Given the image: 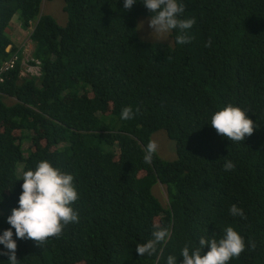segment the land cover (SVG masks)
<instances>
[{
    "label": "trees",
    "instance_id": "trees-1",
    "mask_svg": "<svg viewBox=\"0 0 264 264\" xmlns=\"http://www.w3.org/2000/svg\"><path fill=\"white\" fill-rule=\"evenodd\" d=\"M41 2L0 0V64L9 44L19 55L0 84V233L23 172L41 160L74 176L79 220L42 243L17 239L20 264H166L169 255L180 264L186 244L218 240L228 226L246 244L230 264H264V0H182L181 18L194 20L183 45L175 30L168 43L140 37L139 17L151 16L142 0L131 9L124 0H63V25L41 13ZM14 15L32 27L38 77L20 63ZM229 103L256 124L240 142L210 126ZM125 106L133 117L121 120ZM159 130L176 156L157 152L147 164ZM157 183L166 207L152 191ZM233 204L243 217L230 215ZM157 227L169 230L167 240L140 256L137 244ZM5 251L0 245V264H8Z\"/></svg>",
    "mask_w": 264,
    "mask_h": 264
},
{
    "label": "clouds",
    "instance_id": "clouds-1",
    "mask_svg": "<svg viewBox=\"0 0 264 264\" xmlns=\"http://www.w3.org/2000/svg\"><path fill=\"white\" fill-rule=\"evenodd\" d=\"M137 2L138 0H124L123 6L125 9H131ZM142 2L151 13L148 26L152 29L154 38L158 40V37L175 30L178 33L175 37L176 44L183 45L189 42L187 30L193 27L194 20L181 18L185 11L182 0H142ZM29 28H31V32L32 27ZM15 45L20 49V63L24 71L31 76L38 77L41 73L40 63L37 59H33L32 51L27 50L22 53L21 47L17 45L16 41ZM7 48H9L8 51ZM5 50L10 52L9 56L16 52L12 51L10 44ZM23 59H25V63L36 65L39 69L38 74L29 72L25 63H22ZM132 117L131 106L121 109V120H128ZM210 126L216 130L218 135L235 142L243 141L246 136H251L256 129V124L246 115V111L231 103L223 106L211 116ZM158 147L155 140L149 141L144 154L145 163L152 162ZM234 167V163L230 160L224 164L225 171H231ZM20 180H23V183L17 202L18 206L13 208L7 217L10 227L0 233V245L6 250L2 254L9 257L8 264H20L16 255L17 239L27 238L42 243L49 237L59 236L66 225L79 220L78 213L72 206L79 198L72 174L54 167L47 160H41L34 169L24 171ZM229 213L233 217L244 216L243 209L235 204L230 206ZM14 234L16 239L13 238ZM168 236L167 228L157 227L152 232V239L137 244L136 252L142 257L145 254L151 256L156 252V246L165 242ZM205 247L208 251L202 254ZM245 248L243 236L234 227L228 226L224 229L223 236L218 240L213 237L201 236L198 247L191 248L186 244L181 250L182 261L180 264H230V261L239 257ZM166 264H178L177 258L169 255Z\"/></svg>",
    "mask_w": 264,
    "mask_h": 264
},
{
    "label": "rangeland",
    "instance_id": "rangeland-1",
    "mask_svg": "<svg viewBox=\"0 0 264 264\" xmlns=\"http://www.w3.org/2000/svg\"><path fill=\"white\" fill-rule=\"evenodd\" d=\"M64 2L63 0H42L41 2V13L42 14H49L61 25L66 23L67 16L66 13L63 11ZM140 20V24H139ZM138 20V32L141 38H144L145 40L149 41H161V42H167L168 43V37L169 34H164L161 37H158V40L152 36V29L148 26V22L150 20L149 17L141 16ZM11 28H12V36L15 39L17 45L21 47V52L24 51H32L33 45L30 41L29 34L31 28L23 29L19 26V20L17 15H14V17L11 20ZM140 25V27H139ZM10 27V25H9ZM8 27V29H9ZM147 34V37H143L142 34ZM168 35V37H167ZM170 39V37H169ZM151 140H155L159 147H158V153L163 159H173L175 155V142L171 139H169L165 133L164 130H159L152 134ZM23 144V150L24 153L26 152L24 147H26L29 144V139H25L22 141ZM152 191H155V194L158 196L159 200H161L164 207L167 206L168 200H167V194L165 186L162 184H155L152 187ZM154 194V195H155Z\"/></svg>",
    "mask_w": 264,
    "mask_h": 264
},
{
    "label": "built area",
    "instance_id": "built-area-1",
    "mask_svg": "<svg viewBox=\"0 0 264 264\" xmlns=\"http://www.w3.org/2000/svg\"><path fill=\"white\" fill-rule=\"evenodd\" d=\"M9 48H7V51ZM18 60V54L17 52L11 53L8 59L4 60L0 64V84L4 81L5 74L8 73L16 64V61ZM22 63H25V59L22 60ZM27 66V70L31 73L38 74V67L36 65H30L28 63H25Z\"/></svg>",
    "mask_w": 264,
    "mask_h": 264
}]
</instances>
